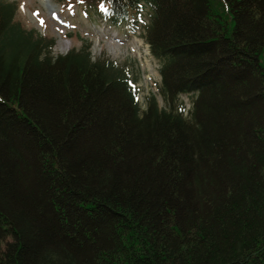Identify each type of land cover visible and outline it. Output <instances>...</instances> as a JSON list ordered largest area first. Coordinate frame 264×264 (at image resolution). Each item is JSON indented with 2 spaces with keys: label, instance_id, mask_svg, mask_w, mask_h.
Listing matches in <instances>:
<instances>
[{
  "label": "trees",
  "instance_id": "1",
  "mask_svg": "<svg viewBox=\"0 0 264 264\" xmlns=\"http://www.w3.org/2000/svg\"><path fill=\"white\" fill-rule=\"evenodd\" d=\"M65 1L147 12L167 106L0 0V264H264V0Z\"/></svg>",
  "mask_w": 264,
  "mask_h": 264
},
{
  "label": "rangeland",
  "instance_id": "2",
  "mask_svg": "<svg viewBox=\"0 0 264 264\" xmlns=\"http://www.w3.org/2000/svg\"><path fill=\"white\" fill-rule=\"evenodd\" d=\"M19 5L16 21L25 29H34L46 37H55V53H67L80 48L84 41L91 43L95 57L107 56L119 64H127L130 74L140 87V101L155 95L160 106L166 107L160 91L162 76L160 61L151 53L146 40L147 12L134 17L122 26H114L88 11L81 3L66 5L65 0H11ZM186 108L193 106L195 95L182 94Z\"/></svg>",
  "mask_w": 264,
  "mask_h": 264
}]
</instances>
